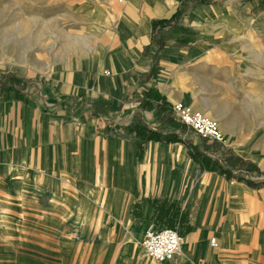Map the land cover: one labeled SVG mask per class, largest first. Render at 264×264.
I'll return each instance as SVG.
<instances>
[{
	"label": "crops",
	"instance_id": "crops-1",
	"mask_svg": "<svg viewBox=\"0 0 264 264\" xmlns=\"http://www.w3.org/2000/svg\"><path fill=\"white\" fill-rule=\"evenodd\" d=\"M46 2L58 34L38 44L64 50L43 80L0 99V264H127L154 216L177 220L181 236L163 264H264L260 160L193 131L183 139L170 110L181 102L225 134L234 126L232 143L237 126L255 124L246 120L264 103V1L188 2L158 49L152 23L177 0ZM140 96L164 104L141 107ZM135 118L179 139L140 141L126 128ZM186 141L233 176L201 168ZM110 251L117 259L105 263Z\"/></svg>",
	"mask_w": 264,
	"mask_h": 264
},
{
	"label": "rangeland",
	"instance_id": "rangeland-1",
	"mask_svg": "<svg viewBox=\"0 0 264 264\" xmlns=\"http://www.w3.org/2000/svg\"><path fill=\"white\" fill-rule=\"evenodd\" d=\"M46 1L47 0H0V63L2 62L0 64V99L17 97L18 95L21 96V90H23L30 81L43 80V77L46 76V70L42 69L43 65L48 64L49 57L58 55L64 50L63 46L38 44L52 41L56 34H58V31L51 29L52 25L57 27V23L49 19L47 14H42L47 9ZM37 10H40V14H37ZM59 16L60 15H58V17ZM50 17L53 19V16ZM59 26L60 25H58V27ZM40 28L44 31L40 30ZM38 32H40L39 35ZM60 34H62V29ZM41 72L44 74H40ZM255 112H257L258 116L254 118L250 117L246 120L255 122V124L237 126L236 136L238 140L233 143L228 140V138L229 135L233 133L234 126L231 129L229 125L225 124L231 131V133H227V135L219 125L218 128L223 133V136H227L225 137L226 141L224 140V142L221 143L224 148L228 146V148L238 152H240L239 149H241L245 153H240L245 155H247V152L258 154V156L255 157L257 160H260L259 162L264 169V103L263 108L257 109ZM180 128L182 127L180 126ZM182 130L185 133L183 139L195 136V133L193 134L192 130L188 128H183ZM198 139L201 140L202 137L199 136ZM152 221L153 227H174L177 220H173L172 222L171 218L166 220L164 217L154 216ZM112 223V220H109L108 225ZM128 229L130 228L128 227ZM129 238H131V236H129ZM140 252L142 257L140 256ZM111 253L112 251L104 254L105 263L114 262V260L117 259L116 253ZM143 260H145L147 264H149L151 260L154 264L159 263L151 256L147 255V253L141 249L140 245L138 246L137 239L127 264H142ZM91 263L95 264V261ZM161 263L163 264L164 261H161Z\"/></svg>",
	"mask_w": 264,
	"mask_h": 264
},
{
	"label": "built area",
	"instance_id": "built-area-1",
	"mask_svg": "<svg viewBox=\"0 0 264 264\" xmlns=\"http://www.w3.org/2000/svg\"><path fill=\"white\" fill-rule=\"evenodd\" d=\"M170 110L180 124L192 130L198 136L208 140L224 142L223 134L214 119L203 115L199 111L190 109L181 102L173 103ZM180 240L181 236L176 227H148L142 232L138 243L147 255L156 261H162L171 258L178 252ZM209 243L214 245V236H210Z\"/></svg>",
	"mask_w": 264,
	"mask_h": 264
},
{
	"label": "trees",
	"instance_id": "trees-1",
	"mask_svg": "<svg viewBox=\"0 0 264 264\" xmlns=\"http://www.w3.org/2000/svg\"><path fill=\"white\" fill-rule=\"evenodd\" d=\"M177 1H178V6L176 7L175 11L172 13V15L168 19H160V20L154 21L152 23L151 41L153 42L154 45H156L157 49L160 48L164 43L163 35L159 31L162 30L165 26L169 25L168 23L170 21L177 20L180 17L181 13L187 7L188 2L192 3V4H194V3H205L206 2V0H177ZM151 72H154V68L151 69ZM149 98H152V97H148L147 100ZM147 100L144 96H140V98L138 99L139 105H141V107H146L150 103H153V104H156L158 107H160L161 105L164 104L163 102H157L155 100H149V101H147ZM126 128L130 131H133L134 135H136L140 141L150 139V138L151 139H161L163 141H171V140L179 139V138H177V136L175 134H162L156 130H152L148 127H145L140 123V121L137 118L133 119L132 123H130ZM186 143H187V148H188V152H189L190 156L196 162L199 163L201 168L216 169L220 172H223L227 178H230L231 176H233L230 173V170L228 168L220 167V165L216 161L212 160L211 158H209L204 153L199 152L196 148H194L187 141H186ZM137 146L139 147V145H137ZM231 158H232L231 154H227L225 156V160H227L228 164L230 162H232L233 164H236L235 161H231ZM238 161L241 164V168L248 169V166L250 165V163L248 161L241 160L240 158H238ZM237 179H244L247 183L253 184V182L251 180H248V179L240 177V176H238Z\"/></svg>",
	"mask_w": 264,
	"mask_h": 264
},
{
	"label": "bare ground",
	"instance_id": "bare-ground-1",
	"mask_svg": "<svg viewBox=\"0 0 264 264\" xmlns=\"http://www.w3.org/2000/svg\"><path fill=\"white\" fill-rule=\"evenodd\" d=\"M1 63H2V62H1ZM1 63H0V64H1ZM226 135H227V133H226ZM226 137H227V136H226ZM223 138H224V140H225V137H224V136H223ZM239 151H240V152H244V151L241 150V149H239ZM244 153H245V152H244ZM247 155L252 156L254 159H256L255 156H258V154H251V153H248V152H247ZM214 241H215V238H214ZM209 244H210V243H209ZM210 245H211V244H210ZM180 246H181V244L179 245V250H180ZM179 250H178V251H179Z\"/></svg>",
	"mask_w": 264,
	"mask_h": 264
}]
</instances>
